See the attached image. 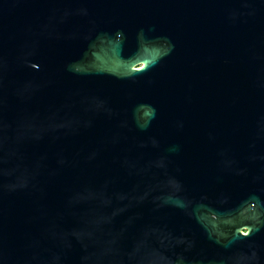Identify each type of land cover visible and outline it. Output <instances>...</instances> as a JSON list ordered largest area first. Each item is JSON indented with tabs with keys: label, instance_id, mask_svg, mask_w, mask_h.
Here are the masks:
<instances>
[{
	"label": "water",
	"instance_id": "water-1",
	"mask_svg": "<svg viewBox=\"0 0 264 264\" xmlns=\"http://www.w3.org/2000/svg\"><path fill=\"white\" fill-rule=\"evenodd\" d=\"M0 264H264V0H0Z\"/></svg>",
	"mask_w": 264,
	"mask_h": 264
},
{
	"label": "flooded vegetation",
	"instance_id": "flooded-vegetation-1",
	"mask_svg": "<svg viewBox=\"0 0 264 264\" xmlns=\"http://www.w3.org/2000/svg\"><path fill=\"white\" fill-rule=\"evenodd\" d=\"M240 232H241V234H245L247 231H246V229L241 228Z\"/></svg>",
	"mask_w": 264,
	"mask_h": 264
}]
</instances>
